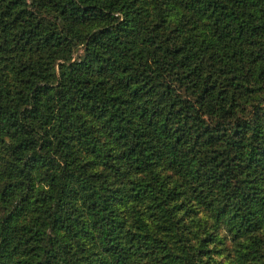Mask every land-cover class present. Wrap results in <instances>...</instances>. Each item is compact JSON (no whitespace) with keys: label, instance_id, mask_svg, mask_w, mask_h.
Returning a JSON list of instances; mask_svg holds the SVG:
<instances>
[{"label":"trees","instance_id":"obj_1","mask_svg":"<svg viewBox=\"0 0 264 264\" xmlns=\"http://www.w3.org/2000/svg\"><path fill=\"white\" fill-rule=\"evenodd\" d=\"M0 264H264V0H0Z\"/></svg>","mask_w":264,"mask_h":264}]
</instances>
